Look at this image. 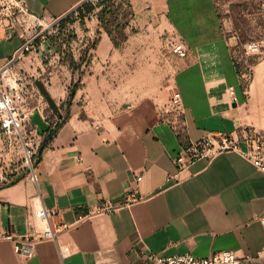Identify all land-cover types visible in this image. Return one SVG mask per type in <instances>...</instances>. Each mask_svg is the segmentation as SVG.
Masks as SVG:
<instances>
[{"label": "crops", "instance_id": "1", "mask_svg": "<svg viewBox=\"0 0 264 264\" xmlns=\"http://www.w3.org/2000/svg\"><path fill=\"white\" fill-rule=\"evenodd\" d=\"M87 1L97 3L26 4L38 16L63 18ZM114 2L127 12L122 35L107 33L97 8L74 25V67L56 64L46 43L23 65L26 76L64 106L62 120L68 117L42 154L37 183L29 168L17 171L0 132V264H141L150 253L255 258L264 250V173L237 153L200 160L183 173L173 158L208 133L264 135V49L244 55L228 36L219 0ZM167 37L183 43L188 56L173 54ZM21 44L17 37L0 39V63ZM176 93L183 108L180 137L164 115ZM134 191L142 201L130 208L80 220L102 201ZM42 209L63 231L17 253V245L45 230L37 217ZM59 246L71 255L61 258Z\"/></svg>", "mask_w": 264, "mask_h": 264}, {"label": "built area", "instance_id": "2", "mask_svg": "<svg viewBox=\"0 0 264 264\" xmlns=\"http://www.w3.org/2000/svg\"><path fill=\"white\" fill-rule=\"evenodd\" d=\"M70 14L78 20L79 12L72 11ZM69 14V15H70ZM67 15V16H69ZM52 18L38 16L30 11L26 0H0V39L9 40L19 38L22 44L14 54L3 63H0V132L5 140V145L14 157L21 156L31 171V180L37 183V174L34 165L40 148L44 142L45 135L39 134L37 127L32 122V115L37 110L31 109L27 89L23 84V79L17 69V64L23 63L29 56L39 51V42L46 39L49 29L58 21L66 18ZM165 45L169 50L180 58H186L187 50L183 43L174 38L167 37ZM264 49L263 41H253L244 48L246 57L257 56ZM249 78V74H246ZM38 112V111H37ZM175 114L176 121L171 120L168 115ZM165 121L171 125L174 132L180 136L182 129L183 108L181 95H173L169 105L164 111ZM225 153H237L250 162L255 168L264 173V135L253 129H244L237 136L206 134L201 140L191 143L181 149L173 158V163L180 173L190 170L196 162L208 160L209 162ZM174 177L169 176L168 179ZM143 176H137V184L141 183ZM142 201L138 191L128 193L117 200H105L93 207L80 220H90L100 216L110 215L124 208ZM37 217L45 224L46 228L42 234L36 238L26 240V244L17 245V253L23 254L26 248L31 251L39 241H55L64 226H52L50 223L51 214L48 210L42 209ZM264 228V212L259 218ZM12 238V235H9ZM72 250L59 246L61 258L71 255ZM30 252L27 257L32 256ZM261 261L264 264V250L255 258H237L231 252H221L210 257L199 258L193 255H182L163 258L157 254L150 253L142 260L141 264H253Z\"/></svg>", "mask_w": 264, "mask_h": 264}, {"label": "rangeland", "instance_id": "3", "mask_svg": "<svg viewBox=\"0 0 264 264\" xmlns=\"http://www.w3.org/2000/svg\"><path fill=\"white\" fill-rule=\"evenodd\" d=\"M96 2V1H94ZM125 2V1H124ZM220 14L224 20L226 30L228 31V36L230 38H236L239 43V49L242 51L246 44L255 40H264V0H219ZM122 5L119 3L118 10H114V15L111 16V24L115 28L116 33L122 35L120 31V25L125 23V17L127 12L121 13ZM89 15L84 17H79L78 20L75 16H69V18H64L54 24L46 36V39L39 42V51L32 55L36 57L40 54V47L42 44L46 43L51 48L49 52L53 53L56 57V64L69 63L71 67H74L72 62L73 56V42L75 38V23H82ZM73 22H71V20ZM120 24V25H119ZM44 50V49H43ZM31 58L29 56L23 63L17 64V69L21 73L23 84L27 89V94L30 102L31 109L38 108V111L43 119L55 128L59 123L57 116L53 113L49 107L46 99L40 93L36 83L26 76L23 69V65L27 60ZM39 78V77H38ZM60 108L63 116L65 114V108L61 104H57ZM15 168L17 171L28 169V165L25 160L18 156L16 159ZM253 264H263L261 261H256Z\"/></svg>", "mask_w": 264, "mask_h": 264}, {"label": "trees", "instance_id": "4", "mask_svg": "<svg viewBox=\"0 0 264 264\" xmlns=\"http://www.w3.org/2000/svg\"><path fill=\"white\" fill-rule=\"evenodd\" d=\"M97 8H100V11L98 12V17L101 23V26L107 31V33L112 37L113 36V31L115 30V28H113L112 24H111V16L114 15V10H118V5H116V3L114 2V0H97V3L94 4L91 1H87L84 2L81 6H79L76 11L79 12L80 17H84L85 15H89L91 13H93ZM119 11V10H118ZM69 16H72V14H70ZM69 16H67L66 18H69ZM74 19L71 20V22H73ZM76 93V89L73 88L70 90L69 92V100L67 102L68 107L70 106L72 100L74 99ZM68 117V113L66 115V117L64 118V120H62L61 122H59L55 128L50 129L49 132V137L47 138L45 136L44 142L40 148V151L38 153V156L36 158V163L34 165V168L37 169V166L39 165V163L41 162L42 159V154L44 152V150L46 148H48L50 142L52 141V139L54 138L57 130L62 126V124L65 122V119ZM182 134H180L181 136ZM179 136V137H180Z\"/></svg>", "mask_w": 264, "mask_h": 264}, {"label": "water", "instance_id": "5", "mask_svg": "<svg viewBox=\"0 0 264 264\" xmlns=\"http://www.w3.org/2000/svg\"><path fill=\"white\" fill-rule=\"evenodd\" d=\"M36 86L38 87L40 93L44 96L46 99L49 107L53 111V113L57 116L58 120L61 121L63 119V114L58 107L57 103L51 98L49 92L47 91L45 85L41 81L36 82ZM32 122L37 127L38 132L42 136L49 137V132L51 129V125L47 123L41 114L37 111H35L32 115Z\"/></svg>", "mask_w": 264, "mask_h": 264}]
</instances>
